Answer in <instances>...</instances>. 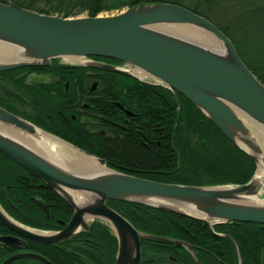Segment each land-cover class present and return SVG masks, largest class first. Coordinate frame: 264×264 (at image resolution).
<instances>
[{
    "label": "water",
    "instance_id": "obj_1",
    "mask_svg": "<svg viewBox=\"0 0 264 264\" xmlns=\"http://www.w3.org/2000/svg\"><path fill=\"white\" fill-rule=\"evenodd\" d=\"M0 49L4 51L0 72L49 66L58 58L69 65L152 79L188 99L256 166L252 177L241 184L189 185L145 179L112 169L97 156L0 107V151L43 180L73 209L63 229L50 231L23 225L0 206L3 226L31 240L56 243L102 218L117 232L115 264H137L142 239L183 246L196 264L202 263L188 243L136 230L107 205L110 199L202 220L211 230L214 224L225 222L257 223L264 228V203L250 201L262 194L263 183L256 182L255 175L264 161V145L254 129L264 131V84L241 59L230 38L208 18L165 1L141 2L112 14L63 17L0 0ZM91 57L115 59L126 67ZM1 88L16 94L0 81ZM45 140L95 159L100 168L58 163ZM235 248L241 264L236 244ZM23 256L28 255H14L1 264Z\"/></svg>",
    "mask_w": 264,
    "mask_h": 264
},
{
    "label": "flooded vegetation",
    "instance_id": "obj_2",
    "mask_svg": "<svg viewBox=\"0 0 264 264\" xmlns=\"http://www.w3.org/2000/svg\"><path fill=\"white\" fill-rule=\"evenodd\" d=\"M91 58L126 67L124 63L114 62L113 59ZM116 74L122 75L86 67L58 71H1L0 81L9 85L16 94L1 88L0 107L97 156L112 169L130 175L157 172L158 169L154 168L130 166L122 159V151H131V155L134 153L130 149L132 147H136L138 151L150 147L152 156H156V147L160 144L157 89L152 87V102L143 103L141 95L137 93L140 88L134 91L115 86L116 81H122ZM139 81L157 85L152 79ZM169 91L178 99V92ZM172 106L180 111L182 103L175 101ZM195 140L196 138L193 141ZM5 175L8 176L7 179L3 177ZM4 179L9 181L5 186L1 185ZM107 205L122 215L136 230L146 233L150 232L143 227L153 230V227L158 226L154 220L165 218L158 215L125 214L128 208L123 206H131L129 210L138 211L143 209L140 204L110 199ZM0 206L23 225V222L32 221L29 212L39 214L49 228L46 230L50 231L63 229L73 214L72 207L56 191L1 151ZM148 220L153 222L148 223ZM216 225L211 230L207 223L211 233L221 235L222 233L214 230ZM153 235L188 243V247L202 264L214 263H208L201 258L198 254L200 251H205L211 259L222 264L216 255L192 242L187 236H169L163 233ZM3 237L7 240H2ZM117 247L116 230L102 218H95L87 230H81L56 243L25 238L0 223V264L7 258L20 254L28 256L19 257L8 264H47L39 257L52 264H115ZM179 250L186 252L196 264L190 252L183 246L142 239L141 256L137 264H187L178 256Z\"/></svg>",
    "mask_w": 264,
    "mask_h": 264
},
{
    "label": "trees",
    "instance_id": "obj_3",
    "mask_svg": "<svg viewBox=\"0 0 264 264\" xmlns=\"http://www.w3.org/2000/svg\"><path fill=\"white\" fill-rule=\"evenodd\" d=\"M23 7L50 14L57 12L68 17L73 12L85 11L95 16L101 12L122 10L146 1L160 0H11ZM180 4L178 2H174ZM182 5V4H180ZM212 21L232 41L236 51L247 67L264 84V0H196L193 5H183ZM111 59V58H109ZM114 62H119L113 59ZM84 69L53 59L49 66L21 67L15 70H66ZM122 81H116V87L140 88L143 103L152 102V87L157 89L158 136L160 144L156 156L151 148L142 149L144 158L138 152L124 156L128 165L147 169H158L154 173H138L134 176L165 183L189 185H223L247 182L256 166L253 159L241 148L231 142L218 127L206 117L188 99L178 94V99L161 85H148L137 79L118 75ZM148 88H150L148 90ZM64 96H68L63 94ZM182 103L177 111L172 103ZM144 132L146 127H143ZM196 138L195 141H193ZM154 154V153H153ZM141 158V159H139ZM7 179V175L3 176ZM1 185L5 186L8 180ZM6 180V181H5ZM129 215H158L165 218L154 220L158 226L148 230L152 234L163 233L169 236H187L192 242L216 255L222 264H238V249L241 264H264V228L261 224L250 222H225L214 226L215 235L210 232L207 223L171 213L168 211L141 205L143 209L129 210ZM32 221L23 222L33 228L49 229L39 214L29 212ZM153 221L148 220V223ZM143 223V221H141ZM166 225V226H165ZM170 228H168L169 226ZM147 226V225H144ZM235 243V244H234ZM112 249V244L110 245ZM113 252V249H112ZM208 263L221 264L205 251L198 253ZM178 256L187 264H194L191 257L179 250Z\"/></svg>",
    "mask_w": 264,
    "mask_h": 264
},
{
    "label": "bare ground",
    "instance_id": "obj_4",
    "mask_svg": "<svg viewBox=\"0 0 264 264\" xmlns=\"http://www.w3.org/2000/svg\"><path fill=\"white\" fill-rule=\"evenodd\" d=\"M185 31L188 33H192V34H197V32L192 29H186ZM1 53H4V51L0 49V57L2 56ZM133 73L136 74L137 76H143V73H141L138 70H133ZM254 130H255L254 132L256 133L257 137L260 139V142L262 143V145H264V131H262L261 129H254ZM26 140L27 142H30L29 139H26ZM45 142L48 143V145H50V148H51L50 153L52 154V156H54V160L60 164L62 163L64 164L65 162L66 163L70 162L75 166H80L83 168H96V169L100 168L98 166L97 161L93 158L84 157L83 155H79L76 152L69 151L65 147H62L54 142H48L46 140ZM263 174H264V161H262L261 165H259L258 170L256 172V175H255L256 182H260L262 180ZM74 197L76 199L79 198V196L75 194H74ZM250 201L264 203V197L263 198H259L257 196L252 197Z\"/></svg>",
    "mask_w": 264,
    "mask_h": 264
},
{
    "label": "rangeland",
    "instance_id": "obj_5",
    "mask_svg": "<svg viewBox=\"0 0 264 264\" xmlns=\"http://www.w3.org/2000/svg\"><path fill=\"white\" fill-rule=\"evenodd\" d=\"M160 1H165V2H175L176 1V2H178L180 4H182V5L188 6V5H193L196 0H160ZM118 11L119 10H112V11L101 12L99 14H112V13H117ZM50 14H54V15H58V16H61L62 15V14L57 13V12H51ZM84 15H87V12H85V11H82V12L79 11V12H73L72 14H70V16H84ZM70 16H68V17H70ZM130 149H132V151H134V152H138L139 156L142 159L145 157L144 154H142V152H139L138 149H136V147H132ZM122 152L124 153L123 154L124 156H126V155L131 156V151H128L127 150L125 152V150H124ZM141 158H139V159H141ZM261 181H262L263 185H262V194H261L260 197L263 198L264 197V174L262 176V180Z\"/></svg>",
    "mask_w": 264,
    "mask_h": 264
}]
</instances>
